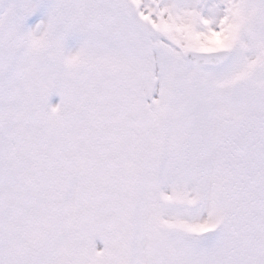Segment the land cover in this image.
<instances>
[{"label":"snow or ice","instance_id":"snow-or-ice-1","mask_svg":"<svg viewBox=\"0 0 264 264\" xmlns=\"http://www.w3.org/2000/svg\"><path fill=\"white\" fill-rule=\"evenodd\" d=\"M0 264H264V0H0Z\"/></svg>","mask_w":264,"mask_h":264}]
</instances>
